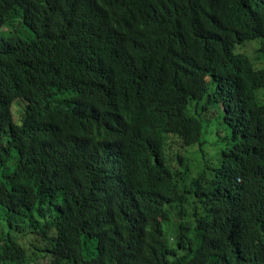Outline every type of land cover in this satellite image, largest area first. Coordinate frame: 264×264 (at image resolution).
<instances>
[{"label":"trees","instance_id":"16d2710c","mask_svg":"<svg viewBox=\"0 0 264 264\" xmlns=\"http://www.w3.org/2000/svg\"><path fill=\"white\" fill-rule=\"evenodd\" d=\"M263 124L264 0H0V264H264Z\"/></svg>","mask_w":264,"mask_h":264},{"label":"rangeland","instance_id":"374dc122","mask_svg":"<svg viewBox=\"0 0 264 264\" xmlns=\"http://www.w3.org/2000/svg\"><path fill=\"white\" fill-rule=\"evenodd\" d=\"M214 114H216V111H213V113L211 112L210 117H212V115H214ZM15 119H17V118H15ZM216 122H217V121H215L214 123H212V126H213L214 130H212V132H211V134H210V136H209V138H211L212 140H214V139L216 140L217 135H219L218 131H219L220 128H221V126L219 127L218 122H217V124H216V126H215V123H216ZM215 131H216V132H215ZM220 132H221V131H220ZM215 136H216V138H215ZM218 148H219V146H218V145H215L213 151H214V152H215V151H218ZM4 225H5V222H4V220H3V213H2V210L0 209V237L3 236V235L8 234V231L4 228Z\"/></svg>","mask_w":264,"mask_h":264},{"label":"bare ground","instance_id":"6f19581e","mask_svg":"<svg viewBox=\"0 0 264 264\" xmlns=\"http://www.w3.org/2000/svg\"><path fill=\"white\" fill-rule=\"evenodd\" d=\"M229 8V7H228ZM191 56H192V54H191ZM9 65V64H8ZM10 66V65H9ZM12 66V65H11ZM3 67V66H2ZM8 68V67H7ZM16 70V69H15ZM6 73H8V72H6ZM18 74H20V73H18ZM22 79V78H21ZM22 82V81H21ZM6 85V84H5ZM8 85V84H7ZM15 85V84H14ZM13 88V87H12ZM11 89V88H10ZM13 98V97H12ZM52 107V106H51ZM51 110V109H50ZM55 111V110H54ZM5 113V112H4ZM49 113V112H48ZM56 114V113H55ZM67 114V113H66ZM2 115V114H1ZM58 115V114H57ZM63 115H64V113H63ZM57 118H58V116H57ZM112 120V119H111ZM262 120V119H261ZM55 123V122H54ZM264 125V124H263ZM11 126V125H10ZM64 127V126H63ZM92 127V126H91ZM66 128V127H65ZM9 130V129H8ZM8 134V133H7ZM65 134V133H64ZM46 136V135H45ZM92 136V135H91ZM59 137V136H58ZM62 137V136H61ZM89 137V136H88ZM95 138V137H94ZM52 139V138H51ZM81 140V139H80ZM74 141V140H73ZM78 142V141H77ZM45 143V142H44ZM62 143V142H61ZM74 143V142H73ZM72 145V144H71ZM74 145V144H73ZM77 145V144H76ZM78 146H79V144H78ZM42 147V146H41ZM80 148V147H79ZM4 152V151H3ZM9 157V156H8ZM28 159V158H27ZM20 161V160H19ZM24 161V160H23ZM24 163V162H23ZM70 164V163H69ZM208 164V163H207ZM57 165V164H56ZM32 166V165H31ZM22 167V166H21ZM55 167V166H54ZM30 168V167H29ZM47 170V169H46ZM28 171V170H27ZM22 173V172H21ZM33 174V173H32ZM23 176H25V175H23ZM25 179V178H24ZM29 180V179H28ZM21 181V180H20ZM32 181V180H31ZM40 182V181H39ZM46 182V181H45ZM18 183H19V181H18ZM22 183V182H21ZM23 183H25V182H23ZM28 183H30V182H28ZM93 183V182H92ZM122 184V183H121ZM18 185V184H17ZM113 185V184H112ZM125 187V186H124ZM21 190H22V188H21ZM44 190V189H43ZM64 190V189H63ZM207 190V189H206ZM210 190V189H209ZM25 194V193H24ZM61 195V194H60ZM13 196V195H12ZM62 198V197H61ZM50 199V198H49ZM246 199V198H245ZM41 200V199H40ZM91 201V200H90ZM251 201V200H250ZM23 202V201H22ZM61 202V201H60ZM246 202V201H245ZM249 202V201H248ZM93 206V205H92ZM118 206V205H117ZM35 209V208H34ZM53 211V210H52ZM74 211V210H73ZM37 215V214H36ZM47 216V215H46ZM27 218V217H26ZM65 218V217H64ZM36 222V221H35ZM31 224V223H30ZM57 225V224H56ZM72 228V227H71ZM24 239V238H23ZM56 252V251H55ZM38 254V253H37ZM43 255V254H42ZM46 256V255H45ZM184 257V256H183ZM187 257V256H186ZM189 261V260H188ZM70 263V262H69ZM68 263V264H69Z\"/></svg>","mask_w":264,"mask_h":264}]
</instances>
